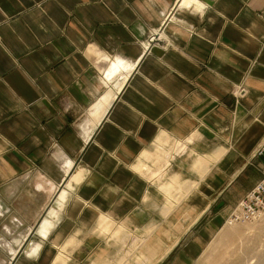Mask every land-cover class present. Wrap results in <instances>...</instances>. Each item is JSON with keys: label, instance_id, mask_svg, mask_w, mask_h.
Masks as SVG:
<instances>
[{"label": "crops", "instance_id": "1", "mask_svg": "<svg viewBox=\"0 0 264 264\" xmlns=\"http://www.w3.org/2000/svg\"><path fill=\"white\" fill-rule=\"evenodd\" d=\"M182 1L0 0V264H119L130 233L161 225L178 236L150 244L152 264L181 263L203 216L263 178L264 0ZM167 139L188 149L165 150L159 180Z\"/></svg>", "mask_w": 264, "mask_h": 264}, {"label": "rangeland", "instance_id": "2", "mask_svg": "<svg viewBox=\"0 0 264 264\" xmlns=\"http://www.w3.org/2000/svg\"><path fill=\"white\" fill-rule=\"evenodd\" d=\"M152 36L153 35H150L149 41ZM154 41H150V43ZM130 65H128L125 69L129 67V69L131 70ZM126 77L127 74L125 75V78ZM121 85L122 83L118 85L119 89L123 86ZM114 95H115L114 93L110 92L105 96V98H107L108 101L106 100L107 103H104V111H107L108 107L111 104L112 99L114 98ZM238 96H242V95H238ZM102 117H103V113L101 111L99 113V121L102 119ZM165 143H162L163 146ZM181 143L177 141L172 143L170 141L168 142L169 146L165 149L156 147L157 151L155 153H157V155L160 154L161 156L154 158L156 159L155 161L156 162L159 161V163L161 164L165 163V164H163L162 167L160 166L157 170L153 171L152 176L158 177L159 180H162L163 178L166 177V174L163 171L164 165L168 164V160L166 161L164 159L166 158L165 150H167V152L170 150L171 151L174 150L175 153H178L177 152L178 148L182 147L184 148L185 150L184 153H185L188 149L187 143L186 142L185 143L181 142ZM184 145L186 148L184 147ZM157 146H160V144ZM168 148L170 149L168 150ZM255 153L253 155V158L262 161L261 171L264 178V155L256 156ZM167 157H169V155ZM71 166L72 164L70 165V167ZM70 167L67 168V171L70 170ZM74 176H77L78 178ZM80 179H81V172L74 174L72 176V180L66 185V187L64 186L61 187L55 201L56 205L52 206L51 210L57 211L58 206L63 207L69 194L68 188L73 187V181L78 182L80 181ZM176 180H177V176L173 175L170 176V183L168 182L161 185V189L165 191V193H169L172 196L170 202L171 211L176 210L175 213L179 211V208L177 207L178 209L177 208L175 209V207L177 205H180V201H181L180 192H178L177 196H174V192H173L175 190L177 191L180 187L179 183L174 182ZM239 203H237V205L233 208L224 209V211L221 212V214L218 216L216 220L212 219V217L216 214L218 209L209 210L200 220L197 228H194L193 231L189 233V236L187 238L188 239L197 238L198 240L199 239L202 240V242H204V248H189L188 259H185L181 263H179V256L173 253L172 255L166 257L157 264H258L259 259L264 256V213L261 216H259V218L252 221L230 224L228 222L229 217L232 214V212L238 207ZM180 213L181 211L177 214H174L173 220L179 218ZM190 215L191 214L188 213L187 216L190 217ZM174 222H172L171 226L172 227L175 226V228L178 227L176 225H173ZM164 226L161 225L160 228L152 226L146 232L141 231L137 233H130V236L128 237L126 235L127 240L130 241L132 246L130 245L128 252L124 254L119 264H149V262L152 264L151 255L153 254V252H156V249L150 244H152L155 240H162L164 238H168V236L170 235L172 236V238H176L178 236V233L176 234L175 231H171L169 229V226H165V227ZM164 228H166V230H164ZM126 245H128V242L126 243ZM182 250H184V248H182ZM190 253H192V256ZM240 257L242 260L243 259L244 260L242 261ZM180 260H183V257H181ZM262 264H264V259Z\"/></svg>", "mask_w": 264, "mask_h": 264}, {"label": "built area", "instance_id": "3", "mask_svg": "<svg viewBox=\"0 0 264 264\" xmlns=\"http://www.w3.org/2000/svg\"><path fill=\"white\" fill-rule=\"evenodd\" d=\"M157 39L156 35L150 38V41ZM246 88L240 87L237 91L238 95H245ZM256 156L264 155V143L256 150ZM264 213V178L256 185V187L247 194V196L239 203L238 207L229 217V223L252 221Z\"/></svg>", "mask_w": 264, "mask_h": 264}, {"label": "bare ground", "instance_id": "4", "mask_svg": "<svg viewBox=\"0 0 264 264\" xmlns=\"http://www.w3.org/2000/svg\"><path fill=\"white\" fill-rule=\"evenodd\" d=\"M192 0H183L182 1V5H189L190 4V2H191ZM180 4V3H179ZM106 57V59H110V57L109 56H105ZM110 61V60H109ZM128 66V63H126L125 61H123V60H121V59H118L117 61H114V63H113V67H112V70L114 71V72H117L118 70H120V67H123L124 69L126 68ZM132 65H130V68L132 69ZM122 68V69H123ZM127 77H128V75H127ZM127 77L124 79V82H125V80L127 79ZM122 85H123V83H122ZM121 85V86H122ZM107 98H104V101L105 102H101V103H99V104H97V105H95V109H94V111L96 112V113H98L97 115H98V118H99V113L102 111V113H103V116H104V114H105V112L106 111H104V103H107ZM189 141H191V139H189ZM185 143V142H184ZM188 143V142H187ZM182 144V143H181ZM183 145V144H182ZM186 145V144H185ZM185 145H184V147H185ZM186 148V147H185ZM184 148H178V150H177V152L178 153H180V154H182V153H184ZM72 164V162L71 161H69L68 162V165H69V167H70V165ZM78 176V175H77ZM77 176H74V177H76V178H78ZM45 224H48V225H50L51 224V222H50V220H45V222H44ZM239 230H240V228H239ZM47 231H49V227H47V230L45 231V233L47 232ZM238 232V231H237ZM237 232H235V233H237ZM241 232V231H240ZM48 233V232H47ZM46 233V234H47ZM235 233H233V234H235ZM45 234V235H46ZM243 235V234H242ZM38 246V245H37ZM28 247V246H27ZM36 249V246L33 248V247H31V246H29L27 249H26V252L27 253H29V252H32V251H34ZM242 254V253H241ZM244 255V254H243ZM240 259H241V257H240ZM263 259H264V256L263 257H261L260 259H259V262H258V264H262L263 263ZM242 260V259H241ZM244 260V259H243ZM242 260V261H243Z\"/></svg>", "mask_w": 264, "mask_h": 264}]
</instances>
